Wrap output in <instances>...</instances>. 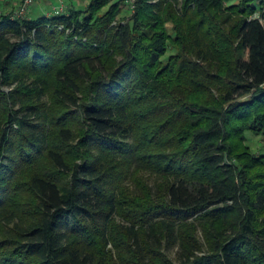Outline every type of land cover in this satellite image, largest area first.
I'll use <instances>...</instances> for the list:
<instances>
[{
	"label": "trees",
	"instance_id": "1",
	"mask_svg": "<svg viewBox=\"0 0 264 264\" xmlns=\"http://www.w3.org/2000/svg\"><path fill=\"white\" fill-rule=\"evenodd\" d=\"M19 9L0 10V264H264V0Z\"/></svg>",
	"mask_w": 264,
	"mask_h": 264
},
{
	"label": "crops",
	"instance_id": "2",
	"mask_svg": "<svg viewBox=\"0 0 264 264\" xmlns=\"http://www.w3.org/2000/svg\"><path fill=\"white\" fill-rule=\"evenodd\" d=\"M93 0H38L32 7L30 16H52L55 9H63L62 13L69 14L74 10H84L89 7ZM22 0H0V10L6 12L17 11Z\"/></svg>",
	"mask_w": 264,
	"mask_h": 264
},
{
	"label": "built area",
	"instance_id": "3",
	"mask_svg": "<svg viewBox=\"0 0 264 264\" xmlns=\"http://www.w3.org/2000/svg\"><path fill=\"white\" fill-rule=\"evenodd\" d=\"M37 1L38 0H22L20 9H19V15L26 16ZM131 1L134 2L135 0H131ZM62 12H63V9H55V14H60Z\"/></svg>",
	"mask_w": 264,
	"mask_h": 264
},
{
	"label": "rangeland",
	"instance_id": "4",
	"mask_svg": "<svg viewBox=\"0 0 264 264\" xmlns=\"http://www.w3.org/2000/svg\"><path fill=\"white\" fill-rule=\"evenodd\" d=\"M251 146H253L254 148H258L261 147V145L263 144V141L261 138L259 137H252L251 141L249 142Z\"/></svg>",
	"mask_w": 264,
	"mask_h": 264
}]
</instances>
